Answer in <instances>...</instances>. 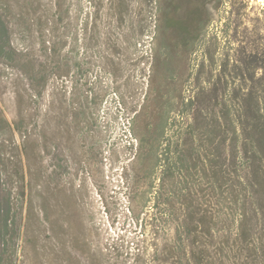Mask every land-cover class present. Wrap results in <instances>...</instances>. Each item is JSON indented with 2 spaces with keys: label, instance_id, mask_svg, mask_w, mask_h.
I'll return each mask as SVG.
<instances>
[{
  "label": "rangeland",
  "instance_id": "374dc122",
  "mask_svg": "<svg viewBox=\"0 0 264 264\" xmlns=\"http://www.w3.org/2000/svg\"><path fill=\"white\" fill-rule=\"evenodd\" d=\"M204 1L209 22L188 46L180 30L163 27L154 39L151 28L146 30L152 18L164 22L169 0H0L13 43L29 58L47 62L41 52L46 38L66 42L60 67L45 78L43 71L31 79L26 60L17 65L0 60V139L8 138L9 170L14 167L11 143H21L22 137L10 133L3 115L12 122L23 114L31 132L23 160L33 201H22L23 230L14 237L12 264L175 261L165 244L182 210L173 185L159 209H150L153 202L145 191L152 159L136 157L138 141L128 131V117L141 110L134 132L152 138L161 114L175 109L191 82L214 80L221 71L223 80L233 81L241 59L264 50V0ZM52 2L61 4V17ZM172 2L181 15L195 5ZM196 141L205 147L208 135ZM6 182L5 191L13 184L9 177ZM203 188L206 197L199 193L197 198L203 208L232 210V195L219 201L209 196L207 184ZM168 197L174 206L164 204ZM210 251L220 264L221 251Z\"/></svg>",
  "mask_w": 264,
  "mask_h": 264
},
{
  "label": "trees",
  "instance_id": "16d2710c",
  "mask_svg": "<svg viewBox=\"0 0 264 264\" xmlns=\"http://www.w3.org/2000/svg\"><path fill=\"white\" fill-rule=\"evenodd\" d=\"M192 1L193 8L181 15L176 3L169 0L164 22L157 16L146 25V30L151 28L155 34L151 37L154 39L165 27L184 32L185 43L193 45L209 18H206L205 1ZM52 6L57 17H61V4L52 2ZM60 21L55 20L56 23ZM11 33L9 22L0 13L1 61L9 65L28 61L31 79L43 71L45 78L47 73L60 67L65 41L52 37L43 41L42 55L47 62L52 61L48 65L39 57L32 55L29 58L28 52L19 50ZM77 49L78 44L73 51ZM148 58H153V54L148 53ZM241 64L235 66L237 74L233 81L223 80L221 71L214 80L191 82L189 94H182L175 109H167L161 114L156 128L150 131L154 135L152 138L138 137L134 132V121L141 110L136 109L135 114L128 117V131L132 133L133 130L138 141L136 157L152 159L151 182L145 191L153 202L150 209H159V200L167 187L173 185L172 193L182 210L174 220L173 237L165 244L175 257L170 264H217L211 255L212 247L222 253L220 264H264V50L246 55ZM38 65L41 70H37ZM259 69L261 74H258ZM170 111L174 113L170 114ZM3 121L11 134L18 132L22 137L21 143L14 140L11 143L13 153L9 157L13 160V170H9L4 159L8 138L0 139V161L3 163L0 168V264H12L14 237L19 238L23 230L22 201H33L28 165L23 160L31 132L23 114L12 122L3 115ZM175 126L177 129L172 131ZM202 133L208 135L205 147L200 143L196 145ZM132 144L135 145L134 141ZM8 177L13 184L5 191ZM195 182L198 184H191ZM205 184L209 196L219 201L232 195L229 206L232 210L203 208L198 199L199 193L204 197L207 195L203 188ZM14 191L16 196H12ZM164 204L174 206V201L168 197ZM165 209L167 213L169 208ZM175 248L178 251L174 253ZM137 249L139 255L142 249ZM169 258L164 262H169Z\"/></svg>",
  "mask_w": 264,
  "mask_h": 264
},
{
  "label": "bare ground",
  "instance_id": "6f19581e",
  "mask_svg": "<svg viewBox=\"0 0 264 264\" xmlns=\"http://www.w3.org/2000/svg\"><path fill=\"white\" fill-rule=\"evenodd\" d=\"M262 1V0H261Z\"/></svg>",
  "mask_w": 264,
  "mask_h": 264
}]
</instances>
